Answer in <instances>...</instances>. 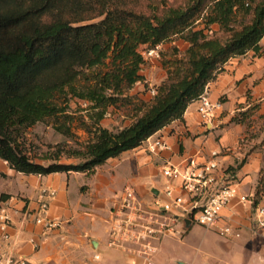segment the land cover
I'll list each match as a JSON object with an SVG mask.
<instances>
[{
    "label": "trees",
    "instance_id": "obj_1",
    "mask_svg": "<svg viewBox=\"0 0 264 264\" xmlns=\"http://www.w3.org/2000/svg\"><path fill=\"white\" fill-rule=\"evenodd\" d=\"M129 1L0 0V158L10 167L24 173H92L109 157L183 120L189 104L231 57L260 52L264 0H187L180 5L161 0L152 2L151 13ZM176 36L189 45L175 69L156 85L144 107H136L131 123L117 129L98 126L83 147L67 150L82 161L45 165L16 143L24 128L40 121L53 120L57 131L73 137L65 112L69 97L88 101L101 119L127 88L144 79L140 47L156 48ZM90 68L95 70L87 72ZM57 147L58 159L64 148L61 143ZM262 189L256 187L254 203Z\"/></svg>",
    "mask_w": 264,
    "mask_h": 264
},
{
    "label": "crops",
    "instance_id": "obj_2",
    "mask_svg": "<svg viewBox=\"0 0 264 264\" xmlns=\"http://www.w3.org/2000/svg\"><path fill=\"white\" fill-rule=\"evenodd\" d=\"M212 28L217 29L218 24H213ZM166 76L149 82V86L156 87ZM142 81L147 82L148 79L139 80V83ZM207 87L210 98L222 102L212 121L204 122L197 110L196 99L187 107L183 120H173L153 134L168 136L171 150L151 153L146 150L143 141L135 148L109 157L92 173H24L16 171L5 159L0 158V210L5 209L12 219L9 228L12 236L8 241L0 242L3 247L16 255L27 256V264L143 263V257L110 244L113 212L127 186H133L142 200H152L156 195L152 188L159 190L165 182L160 168L167 160L181 161L185 167L190 161L193 165L199 164L209 159L213 151H218L216 158L219 161L220 178L231 177L239 183L241 192L254 194L260 171L264 167V139L257 140L261 145L248 149V143H242L247 125L234 119L240 111H247L246 114L254 111L252 116H264V45H261L258 53L248 50L231 57ZM148 95L146 99L149 102L153 95ZM146 103L140 106L144 107ZM135 112L130 116L114 113L103 122V126L122 128L132 122ZM242 156L244 159L241 160ZM232 165L236 166L234 175L229 174ZM42 186L56 190L48 214L61 221L59 226L48 232H44L34 220ZM259 201L264 203V197ZM250 213L253 214L251 204L237 200L223 209V214L240 228L241 233L245 227L249 228ZM188 227L190 229L191 225ZM257 234L256 241L264 248V235ZM31 236L40 241L38 248L29 241ZM240 237L224 238L217 232L213 240L215 251L236 256L243 247L239 241H235ZM161 242L156 251L161 250L160 256L156 260L154 254V264L168 263L175 253L166 249V241L160 247ZM194 248L197 252L209 255L199 247ZM163 258L166 260L162 261ZM178 260H175L176 264ZM201 264L217 263L211 258H203Z\"/></svg>",
    "mask_w": 264,
    "mask_h": 264
},
{
    "label": "built area",
    "instance_id": "obj_3",
    "mask_svg": "<svg viewBox=\"0 0 264 264\" xmlns=\"http://www.w3.org/2000/svg\"><path fill=\"white\" fill-rule=\"evenodd\" d=\"M264 45V34L260 40ZM155 48L148 49L152 54ZM157 92L151 87V93ZM197 110L204 122L212 121L222 102L213 100L206 86L204 92L197 98ZM146 150L151 153H161L172 149L168 136L164 134L151 135L144 140ZM213 151L211 157L199 164H189L185 167L181 161L167 160L161 165V173L165 177L163 187L154 195L152 200H142L133 186L123 189L110 226V244L143 257V263L154 264V254L159 243L167 235L181 234V223L186 227L188 213H192L191 223L195 212L196 221L206 228L214 227L224 238H237L241 230L227 216L223 209L233 200L248 202L253 210V224L257 233L264 235V203H254V194L240 191L239 183L234 179L220 178L219 161ZM56 195V190L50 186H42L38 208L34 216L44 232L60 225L58 218L48 214L50 202ZM12 219L5 209L0 210V242L11 239L9 228ZM188 227V226H187ZM31 244L38 248L40 241L35 237L29 238ZM28 258L22 254L8 251L0 243V264H27Z\"/></svg>",
    "mask_w": 264,
    "mask_h": 264
},
{
    "label": "rangeland",
    "instance_id": "obj_4",
    "mask_svg": "<svg viewBox=\"0 0 264 264\" xmlns=\"http://www.w3.org/2000/svg\"><path fill=\"white\" fill-rule=\"evenodd\" d=\"M161 0H130L129 3L132 7L138 10H143L146 13H151L152 2H160ZM166 5H180L184 4L187 0H164ZM202 26V24H201ZM218 29V28H217ZM216 30V29H215ZM218 34L221 33L217 30ZM211 32V31H210ZM189 43L180 36H176L171 40L165 41L158 45L152 54L148 53L146 45H142V51L145 62L142 64L141 72L147 82L137 81L133 86L127 88L122 94V98L118 103L108 106L106 114L97 121L94 115L96 110L90 108V103L78 97H69L67 101L66 114L70 115L68 123L71 124V129L74 133L73 137H68L63 133L57 131L54 127V122H37L28 126L16 136V143L22 148L32 159L45 165L53 162L71 163L80 162L82 158L70 154L69 148H81L88 141L94 138L95 128L103 126L106 119L113 116L114 113L124 114L130 116L134 114L137 106L145 104L147 101L146 95L150 96L149 82L160 80L163 76L168 75V72L175 69V61L184 56ZM107 61H110L109 59ZM101 67V66H100ZM98 67L97 69H99ZM95 68L86 69L87 72H92ZM84 82V80H81ZM153 95V94H152ZM247 111H240L234 119L236 122H245L247 130L243 139L244 144L248 143V149H254L256 146L261 145L257 140L264 139V116L255 117ZM60 121L65 118L61 115ZM112 124V122L110 123ZM254 140V142H252ZM61 143L64 149L56 158L58 147L57 144ZM247 149V150H248ZM249 151H247L248 153ZM244 157H241V160ZM229 167V174L234 175L236 166ZM264 168V167H263ZM229 175V177H230ZM261 176V175H260ZM258 179L257 186L264 188V174ZM263 178V180H261ZM261 180V182H260ZM163 187V183L161 185ZM264 190L262 189L259 195V200L263 199ZM198 212L194 214V220L191 228L185 227L181 223V234L167 235L165 240L161 242L160 247L166 241L165 247L168 251L174 252L166 264H176L175 260H184L186 264H201L203 258L212 259L217 264H264V248L258 240V234L253 224V214H249L248 218L250 224L249 228L242 229L241 237L235 239L243 246L236 254L231 256L224 255L215 251L213 240L215 238L216 229L214 227L206 228L204 225L198 223L196 218ZM222 237V236H221ZM194 247H199L201 250L208 254L197 252ZM240 246L237 247L239 249ZM185 251V253H184ZM161 250L156 253V260L159 259ZM163 258L162 261H165ZM134 263V262H133ZM131 262V264H133Z\"/></svg>",
    "mask_w": 264,
    "mask_h": 264
},
{
    "label": "water",
    "instance_id": "obj_5",
    "mask_svg": "<svg viewBox=\"0 0 264 264\" xmlns=\"http://www.w3.org/2000/svg\"><path fill=\"white\" fill-rule=\"evenodd\" d=\"M152 191H153L155 194H157L159 190H158L157 188H152ZM191 217H192V213L189 212V213H188V217L186 218V224H187V226H189L190 223H191ZM178 264H186V263H185L183 260H178Z\"/></svg>",
    "mask_w": 264,
    "mask_h": 264
}]
</instances>
